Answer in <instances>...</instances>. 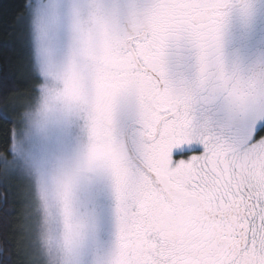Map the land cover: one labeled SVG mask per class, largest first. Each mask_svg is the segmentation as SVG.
Returning <instances> with one entry per match:
<instances>
[{
	"label": "rangeland",
	"instance_id": "1",
	"mask_svg": "<svg viewBox=\"0 0 264 264\" xmlns=\"http://www.w3.org/2000/svg\"><path fill=\"white\" fill-rule=\"evenodd\" d=\"M165 1L150 14L154 31L141 51L166 80L163 103H181L182 111L171 137L144 156L181 192L175 208L122 171L119 143L73 103H98L119 90L123 108L149 114V85L126 77L117 51L115 2L29 0L21 25L33 88L14 100L20 126L3 159L5 178L19 184L25 201L31 264H264V135L256 137L264 128V85L252 75L264 57V0H246L204 25L195 12L232 0H179L176 9ZM170 151H182L173 163ZM247 189L257 197L256 217ZM235 199L245 213L218 219L220 231L229 220L231 233L215 238L207 218ZM146 224L178 238L141 232Z\"/></svg>",
	"mask_w": 264,
	"mask_h": 264
},
{
	"label": "flooded vegetation",
	"instance_id": "2",
	"mask_svg": "<svg viewBox=\"0 0 264 264\" xmlns=\"http://www.w3.org/2000/svg\"><path fill=\"white\" fill-rule=\"evenodd\" d=\"M113 1L115 2L116 16L122 30L119 37L120 47L117 51L122 54L123 58L120 60L124 63L123 65L127 70L125 71L126 77L135 80L139 85H149L150 93L147 97L149 114L144 112L137 114L123 108L121 106L122 93L119 90L109 97L106 96L98 103L91 101L86 102V105L78 102L73 103L80 107L79 112L87 113V115L97 121L110 136L111 141L119 143L121 150L117 154L119 155V162L122 165V171L128 175L131 171L134 172L136 175L134 177L138 180V184L141 185L143 191L150 192L156 198L163 200L168 206L175 208L177 206L176 201L182 196L181 192L162 171V165L156 167L144 156V153L149 155L151 149L157 147L163 139L171 137L170 125L177 120L178 116L180 117L182 111L181 103L173 100L163 103L168 89L166 80L162 73L155 67L147 64L142 56L141 50L151 40L154 31L150 14L156 8L158 0H142L136 4L131 3V0ZM245 2L246 0L228 1L223 5H218L215 12H212V7L203 8L194 13V21L196 24L204 25L212 18V15L217 17V14H224L233 9H240L244 6ZM178 4L179 0H166L164 6L176 9ZM252 75L255 84L264 85V57L260 59L259 63L256 62L254 64ZM226 117L228 118V116ZM232 119H235L234 122L241 119L239 107L232 108ZM138 145L141 146L142 151L139 150ZM131 151L143 166L133 160ZM180 152L182 151H170L165 157H169L168 162L173 163L174 159L177 158L176 154ZM245 192L249 196L247 207L249 210L251 208L252 216L256 217L257 213L254 214V202L257 197L255 194L250 193L251 190L249 189ZM194 197L197 199L198 212L207 214L208 210L201 200L196 196ZM244 209V203L235 199L230 202V205H225L221 210L210 214L207 219L217 234L215 238L219 237L218 234H225L228 237L231 233V229L227 228L231 225L229 220L224 221L227 227L223 228L226 232L223 233L224 231H220L218 228V219L224 218V215H227L231 210L243 216L245 213ZM139 228H142L141 232L149 231L153 234L162 232L166 241L170 243L171 241H176L178 238L177 233L171 230H162L160 226L152 228L150 224H146L139 226ZM241 229L240 236H242V239H246L247 225L244 224Z\"/></svg>",
	"mask_w": 264,
	"mask_h": 264
},
{
	"label": "trees",
	"instance_id": "3",
	"mask_svg": "<svg viewBox=\"0 0 264 264\" xmlns=\"http://www.w3.org/2000/svg\"><path fill=\"white\" fill-rule=\"evenodd\" d=\"M28 4L29 0H0V264H31L25 201L19 184L5 178L4 173V159L11 157L14 131L21 120L14 100L33 88V80L27 76L29 65L22 41L25 28L21 25ZM263 135L264 128L256 137Z\"/></svg>",
	"mask_w": 264,
	"mask_h": 264
},
{
	"label": "water",
	"instance_id": "4",
	"mask_svg": "<svg viewBox=\"0 0 264 264\" xmlns=\"http://www.w3.org/2000/svg\"><path fill=\"white\" fill-rule=\"evenodd\" d=\"M131 154H132V156H133V160L136 162V163H138V164H141L142 166H143V164L136 158V156L132 153V151H131ZM0 254H1V244H0Z\"/></svg>",
	"mask_w": 264,
	"mask_h": 264
}]
</instances>
